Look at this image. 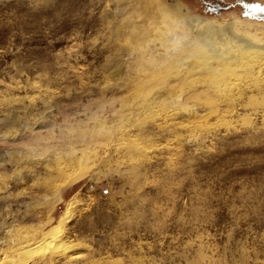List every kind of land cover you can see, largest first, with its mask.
I'll return each instance as SVG.
<instances>
[{"label":"rangeland","instance_id":"rangeland-1","mask_svg":"<svg viewBox=\"0 0 264 264\" xmlns=\"http://www.w3.org/2000/svg\"><path fill=\"white\" fill-rule=\"evenodd\" d=\"M253 2L0 0V264H264V55L160 13L261 43Z\"/></svg>","mask_w":264,"mask_h":264},{"label":"bare ground","instance_id":"bare-ground-1","mask_svg":"<svg viewBox=\"0 0 264 264\" xmlns=\"http://www.w3.org/2000/svg\"><path fill=\"white\" fill-rule=\"evenodd\" d=\"M174 8L175 15H171L164 10H160V13L164 17V22L162 25L165 30L164 35L166 45H183L184 42H188L189 45H192V48L196 49L198 54H204L203 58L207 63L209 60H214L216 62H221L223 66H236L239 64L241 59H259L260 56L264 55V37L261 38V43H256L249 37L244 36L243 34H238L234 29V24L232 23L221 27L207 22L206 20L185 18V14H183L176 5ZM179 26H181L179 30L181 29L183 32L180 34H175L173 31L177 30L176 28ZM186 29L195 31L196 35L194 37H189L185 32ZM207 67H209V65ZM238 67L239 66H237V68ZM240 68L244 70L243 66ZM259 68L260 67H255L252 69L253 71H259ZM73 175H68L64 181L71 182L74 180ZM67 215L69 214H66V216ZM52 231L54 232L56 230L53 229L49 231L48 235L44 236V239L42 240L43 242L55 235H51ZM51 241L56 243V247H60L62 245V241L59 236L57 239L53 237Z\"/></svg>","mask_w":264,"mask_h":264},{"label":"flooded vegetation","instance_id":"flooded-vegetation-1","mask_svg":"<svg viewBox=\"0 0 264 264\" xmlns=\"http://www.w3.org/2000/svg\"><path fill=\"white\" fill-rule=\"evenodd\" d=\"M197 1H203V0H197ZM246 7H247L246 14L248 16L255 17V13H259L260 19H264V3L253 2L251 4H247Z\"/></svg>","mask_w":264,"mask_h":264}]
</instances>
